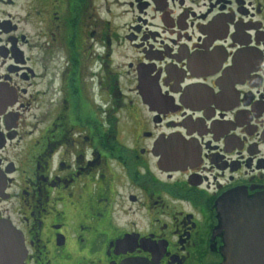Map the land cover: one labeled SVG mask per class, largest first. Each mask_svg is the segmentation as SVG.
Returning <instances> with one entry per match:
<instances>
[{
	"label": "flooded vegetation",
	"instance_id": "obj_1",
	"mask_svg": "<svg viewBox=\"0 0 264 264\" xmlns=\"http://www.w3.org/2000/svg\"><path fill=\"white\" fill-rule=\"evenodd\" d=\"M232 192H264V0H0V263L219 264Z\"/></svg>",
	"mask_w": 264,
	"mask_h": 264
},
{
	"label": "water",
	"instance_id": "obj_2",
	"mask_svg": "<svg viewBox=\"0 0 264 264\" xmlns=\"http://www.w3.org/2000/svg\"><path fill=\"white\" fill-rule=\"evenodd\" d=\"M217 206L215 230L222 240L219 264H264V192L252 196L228 193ZM15 244L14 262L18 264L24 252L18 241Z\"/></svg>",
	"mask_w": 264,
	"mask_h": 264
}]
</instances>
